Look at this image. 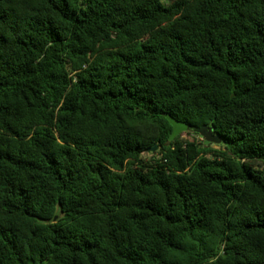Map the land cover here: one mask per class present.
<instances>
[{"label":"trees","instance_id":"16d2710c","mask_svg":"<svg viewBox=\"0 0 264 264\" xmlns=\"http://www.w3.org/2000/svg\"><path fill=\"white\" fill-rule=\"evenodd\" d=\"M0 264H264V0H0Z\"/></svg>","mask_w":264,"mask_h":264},{"label":"water","instance_id":"95a60500","mask_svg":"<svg viewBox=\"0 0 264 264\" xmlns=\"http://www.w3.org/2000/svg\"><path fill=\"white\" fill-rule=\"evenodd\" d=\"M164 118L169 122V124L172 126L170 135L168 137V141L172 142L173 139L178 136L179 134L185 133L186 130L188 129V126L185 122H180V120L175 119L169 114H164ZM212 127L208 126H199V127H194L192 129V132L198 134L201 139L209 144H219L221 141V138L215 134H212ZM158 147L156 145H153L151 148L148 149L147 152H155Z\"/></svg>","mask_w":264,"mask_h":264},{"label":"rangeland","instance_id":"374dc122","mask_svg":"<svg viewBox=\"0 0 264 264\" xmlns=\"http://www.w3.org/2000/svg\"><path fill=\"white\" fill-rule=\"evenodd\" d=\"M178 138H179V140H193V139H196V140H202L200 136H196V135H193V134L188 135V134H186V133L179 134V135H178ZM212 146H213L214 148H217V147H218V144H212ZM157 151H158V149L155 150V152H147L148 155H146L145 157L147 158L148 156H150V154H154V155L156 156L155 153H156Z\"/></svg>","mask_w":264,"mask_h":264}]
</instances>
